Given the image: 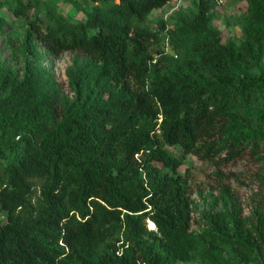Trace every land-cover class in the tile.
<instances>
[{
  "label": "trees",
  "instance_id": "trees-1",
  "mask_svg": "<svg viewBox=\"0 0 264 264\" xmlns=\"http://www.w3.org/2000/svg\"><path fill=\"white\" fill-rule=\"evenodd\" d=\"M91 1L43 25L42 1L0 0V34L6 13L30 25L25 54L74 53L67 91L41 63H0V264H264V0H234L239 44L216 0L159 32L141 24L173 0ZM187 156L220 179L252 169L258 203L246 214L225 185L195 221Z\"/></svg>",
  "mask_w": 264,
  "mask_h": 264
},
{
  "label": "rangeland",
  "instance_id": "rangeland-1",
  "mask_svg": "<svg viewBox=\"0 0 264 264\" xmlns=\"http://www.w3.org/2000/svg\"><path fill=\"white\" fill-rule=\"evenodd\" d=\"M40 1H42L41 4L31 11V17L35 18L37 16L43 25H46L48 21L46 13L49 7L67 21L79 23L86 19V13L94 6L91 0H74L75 4L68 0ZM192 7L190 0H173L164 8L153 11L147 20L141 24V27L153 32L162 31L161 25H164L165 29H173L180 17L188 14ZM246 11L247 4L245 2H235L234 0H225L221 6H218V19L214 21L213 25L221 31L223 42L231 40L239 44L244 39L241 18ZM6 14L9 25L0 34L1 65L6 70H16L21 73L27 62L34 66H38L41 63L55 74L57 80L67 91L66 71L72 64L74 53L66 52L59 57H53L41 46L42 61H37L31 54H25L23 51L26 33L30 29L28 21L24 18H16ZM161 35L164 39L165 50L172 54L173 51L168 44L166 32H162ZM171 150L177 155H182V150L178 147L171 148ZM230 170L233 175L228 174L227 178L220 179L212 175L214 167L211 163L202 161L194 156L185 158L180 171L190 179L192 186L191 198L195 206L193 214L195 221H199L204 212L211 208L215 210L222 208L223 201L217 197L221 187L225 185H229L232 191L241 198L246 214L249 213L254 204L258 203L259 199L255 193L260 189V183L253 176L252 169L246 166H239L228 169L227 172ZM148 227L151 228L150 223ZM227 257H229L228 254Z\"/></svg>",
  "mask_w": 264,
  "mask_h": 264
},
{
  "label": "built area",
  "instance_id": "built-area-1",
  "mask_svg": "<svg viewBox=\"0 0 264 264\" xmlns=\"http://www.w3.org/2000/svg\"><path fill=\"white\" fill-rule=\"evenodd\" d=\"M216 2L218 6H221L225 2V0H216Z\"/></svg>",
  "mask_w": 264,
  "mask_h": 264
},
{
  "label": "bare ground",
  "instance_id": "bare-ground-1",
  "mask_svg": "<svg viewBox=\"0 0 264 264\" xmlns=\"http://www.w3.org/2000/svg\"><path fill=\"white\" fill-rule=\"evenodd\" d=\"M150 226H151V228H154L155 227V225L153 224V222H150Z\"/></svg>",
  "mask_w": 264,
  "mask_h": 264
}]
</instances>
